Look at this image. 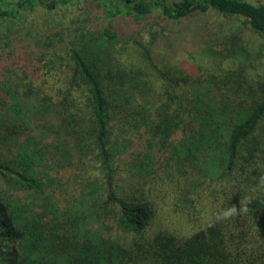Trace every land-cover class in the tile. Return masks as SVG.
<instances>
[{
    "label": "trees",
    "instance_id": "obj_1",
    "mask_svg": "<svg viewBox=\"0 0 264 264\" xmlns=\"http://www.w3.org/2000/svg\"><path fill=\"white\" fill-rule=\"evenodd\" d=\"M7 1L14 38L21 12L63 17L0 53V264H264V74L224 61L247 40L217 39L201 72L174 64L178 36L93 26L214 10L264 40V0Z\"/></svg>",
    "mask_w": 264,
    "mask_h": 264
},
{
    "label": "rangeland",
    "instance_id": "obj_2",
    "mask_svg": "<svg viewBox=\"0 0 264 264\" xmlns=\"http://www.w3.org/2000/svg\"><path fill=\"white\" fill-rule=\"evenodd\" d=\"M2 1L8 3L7 0ZM76 8L77 10H75L78 12L80 4L76 3ZM61 17L63 15L50 13L41 7H37L32 11L21 12L17 19L18 25L16 28L19 33L16 38H14L16 34L12 30L9 31V34L6 33L5 29L0 28V53L7 54L9 50H12L16 55L20 52L19 50L28 51L30 49L35 51V46H31L32 43L35 40H44ZM93 17L95 28L99 27V24H103L104 27H119L121 28L122 38L130 37L133 34L137 41L142 42V44L153 36L154 31L180 37V51L174 64L182 65L185 68L193 66L201 72L203 69H209L211 65L206 50L210 47L213 49V45L218 43H215V41L220 40L226 34L227 37L238 33L247 40L246 45H244L247 52V55L244 56L246 59L237 56L231 60H224L225 66L229 65L233 70H236L235 68L238 66H244L245 73L249 76L264 74V40L254 34L247 25L241 23L240 18L224 17L214 10L187 20L170 21L167 25L158 12H152L143 18L125 15L108 21L104 13L96 11ZM65 21H68V18ZM4 35L7 37L3 38ZM26 37H30L33 42L23 41L22 39ZM9 41L11 43L8 45ZM133 47L134 45L129 41L128 45L121 43L119 49L129 56L130 49ZM132 61H134L133 57ZM136 151L145 152L138 146Z\"/></svg>",
    "mask_w": 264,
    "mask_h": 264
},
{
    "label": "clouds",
    "instance_id": "obj_3",
    "mask_svg": "<svg viewBox=\"0 0 264 264\" xmlns=\"http://www.w3.org/2000/svg\"><path fill=\"white\" fill-rule=\"evenodd\" d=\"M236 213V208L233 206L232 208L228 209L227 211L223 212L222 216L217 217L218 219L228 218Z\"/></svg>",
    "mask_w": 264,
    "mask_h": 264
}]
</instances>
